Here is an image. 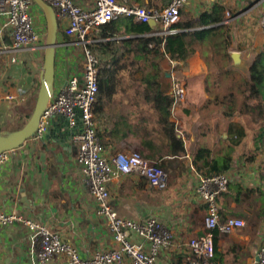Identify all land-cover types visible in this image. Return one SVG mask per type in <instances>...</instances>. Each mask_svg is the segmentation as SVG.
Listing matches in <instances>:
<instances>
[{"label":"crops","instance_id":"crops-1","mask_svg":"<svg viewBox=\"0 0 264 264\" xmlns=\"http://www.w3.org/2000/svg\"><path fill=\"white\" fill-rule=\"evenodd\" d=\"M77 1L85 7L93 4L92 0ZM170 1L129 0L132 4L157 8L168 5ZM216 4L224 8L225 23L232 27L233 32L239 26L240 18L246 19L245 26L250 23L258 26L254 35L259 29L264 31L257 23L258 13L264 12V0H190L182 10L181 20L198 17ZM2 21L0 17V133H7L21 128L34 110L41 86L46 44L36 43L34 47H23L18 52H6L4 47L11 46L13 39L10 31H2ZM36 26L39 31L37 23ZM58 33V76L54 93L68 77L81 73L85 62V53L78 40L65 35L61 27ZM234 44L233 40V47ZM252 45L260 47L254 48L257 52L255 56L262 52L264 35L255 43L251 38L250 44H241L242 47L237 50L234 47L232 53L239 51L250 58ZM163 66L160 79L166 92L172 93L171 73H177L186 85V97L173 106L172 120L177 124V133L184 139L187 150L178 155L164 154L160 158L169 174L165 189L155 188L147 178L135 173L122 175L109 183V202L121 217L136 221L155 217L167 225L174 234L173 244L161 250L157 263L185 264L190 257L189 239L205 231L206 204L196 193L202 174L192 162V151L197 141L207 144L214 157L220 156L218 150H228L234 163L227 171L235 174L230 184L242 187L243 192L239 194L233 187H228L218 198L220 217H238L246 224L231 232L219 233L212 259L225 264H257L258 251L264 244V164L261 161L258 163L254 155L247 160V156L240 153L236 146L229 149L226 133L213 129L211 135L201 138L202 126L206 123L216 125L219 119H209L201 111L209 98L206 92L209 70L200 52L186 60L166 58ZM134 94L131 87L120 89L111 101L107 100L108 118L104 117L105 122L96 120L110 157L117 151L131 150L121 141L124 138L122 131L121 134H112L114 116L120 115L121 121L135 124L141 121V116L137 112L135 115L134 112L127 113V110L149 107L146 101ZM8 95H13L14 99H9ZM50 129V135L44 138H28L10 152L9 159L0 166V212L21 214L46 224L76 246L84 256L115 247L117 243L108 221L98 212V202L85 183L77 159L78 143L67 126L66 117L56 116ZM31 235L32 231L22 221L0 223V264H36L38 247L32 246ZM132 238L148 248V244L137 235L132 234ZM49 264H68V259L58 253ZM122 264L132 262L126 257Z\"/></svg>","mask_w":264,"mask_h":264},{"label":"built area","instance_id":"built-area-1","mask_svg":"<svg viewBox=\"0 0 264 264\" xmlns=\"http://www.w3.org/2000/svg\"><path fill=\"white\" fill-rule=\"evenodd\" d=\"M45 1L56 10L59 27L63 28L64 34L78 40L85 53V62L81 73L68 77L59 91L53 93L41 116L35 137L44 138L58 115L66 117L67 126L76 130L74 138L78 143L77 159L85 183L98 202V212L107 219L117 245L84 256L76 246L64 240L60 233L30 217L0 212V223L5 225L18 220L32 231V246L38 247L36 264H49L58 253L67 257L68 264H122L126 257L132 264H158L161 250L173 244L172 230L155 217L143 221L121 217L109 202V183L122 175L135 173L147 178L155 188L163 190L168 186L169 174L158 160L146 158L138 151H117L112 157L108 155L98 135L94 110L101 64L90 46L97 41L93 35L102 25L121 16L133 17L142 23L154 20L160 28L158 32L174 33L177 31L174 25L180 21L182 10L190 0H171L162 8L132 4L129 0H92L93 4L89 7L77 0ZM35 5V0H0L2 31H10L13 39L11 46L4 47L6 52L34 47L39 41L40 33L32 13ZM171 78V94L175 97V105L185 99L187 89L177 73H171ZM8 98L14 99L13 95H8ZM15 149L0 153V166ZM234 177L233 171L200 177L196 193L206 204L205 231L189 239L190 257L185 264H225L212 259L215 252L214 229L218 227L222 232H231L246 224L238 217H228L221 221L218 198L228 189ZM132 234L143 239L148 248L145 249L133 239ZM256 262L264 264V244L258 251Z\"/></svg>","mask_w":264,"mask_h":264},{"label":"trees","instance_id":"trees-1","mask_svg":"<svg viewBox=\"0 0 264 264\" xmlns=\"http://www.w3.org/2000/svg\"><path fill=\"white\" fill-rule=\"evenodd\" d=\"M224 14V8L216 4L198 17L180 19L174 25L177 29L174 33L158 32V26L136 22L133 17L126 16L102 25L93 35V39L97 41L90 46L101 64L99 91L94 107L96 120L105 122L104 117L108 118L107 100L111 101L120 89L131 87L134 95L146 101L149 107L127 110V113L134 112L135 115L137 112L141 116V121L138 120L135 124L121 121L122 116L115 115L112 134H121L122 131L124 138L121 141L130 151H138L146 158L158 160L161 165L160 158L164 154L185 153V141L178 135L177 124L172 120L175 97L166 92L160 77L166 58L186 60L200 52L209 70L206 77L209 98L201 111L209 119L218 117L213 129L219 131L221 122H228V148L238 147L241 132L236 130L234 121L231 120L234 112L243 117L250 115L253 119L264 117V50L254 57L248 74L239 73L240 78H235L238 72L231 67L233 30L225 23ZM238 96L243 98L238 100ZM223 98L230 101L223 102ZM213 129L204 124L201 138ZM98 135L106 146L103 134L98 132ZM218 152L220 156L214 157L213 150L207 144L197 141L192 151V162L197 171L208 176L229 170L234 163L232 153L228 150ZM251 158L253 157L248 156L247 160ZM229 186L239 194L243 192L240 186ZM226 219L221 218V221ZM220 232L222 231L218 227L214 229L215 250Z\"/></svg>","mask_w":264,"mask_h":264},{"label":"rangeland","instance_id":"rangeland-1","mask_svg":"<svg viewBox=\"0 0 264 264\" xmlns=\"http://www.w3.org/2000/svg\"><path fill=\"white\" fill-rule=\"evenodd\" d=\"M32 13L34 15L35 23H37V25L39 27V33L41 35V40L39 39V41L37 43L46 44V41H47V25L45 22V20H46L45 14H44L43 10L38 5H36L33 8ZM258 18L259 19L257 20V23L260 25L261 28L262 27L264 28V24L261 23V20L263 19V12L258 13ZM239 21H240L241 25L239 23V26H237L236 28L233 27V28H235V31L233 32L235 38H233V40L235 43L234 47L236 50H237V48L242 47L241 44H245L246 42H248L250 44L251 38L254 39V43L256 42V40H260L263 38V35H264L263 32L264 31L262 32L261 29H259L257 31L258 32L257 35H254L253 32L258 29V26L256 24L250 23V24H248V26H245L246 25V23H245L246 19L240 18ZM158 31H160V29ZM58 36H59V33H58ZM58 36H57V39H58ZM57 44H58V40H57ZM58 47L59 46H56V49ZM234 47L232 46L231 49L233 50ZM252 48H253L252 57L246 58L242 55L240 56V58L237 62V65H236L237 68L235 69L238 72V75H236L235 78H240L239 73L248 74V70H249L248 68L251 64V59H254L255 54L257 53L254 51V48L258 49L260 47H257V46L255 47L252 45ZM55 70H56V55H55ZM55 75H56L55 76V84H56V77L58 76L56 71H55ZM124 84L126 85L127 81H125ZM57 88L58 87H56V89ZM59 89H58V91H59ZM58 91H56V92H58ZM262 91H263V97H264V84L262 87ZM242 98L243 97L238 96V100H240ZM223 100H225L223 102H229L230 101L229 99H225V98H223ZM239 105H241V104H239ZM239 105H238V108H239ZM217 115H219V114H217ZM204 117L206 120H208L206 115ZM220 118H223V116H220ZM227 119H229V118H227ZM232 119H233L232 121H234V127L236 128V130H240V132H241L240 145L238 146V151L247 157L248 156L253 157V155H254L255 158L257 160H259L258 163H260V161H261L264 164V117H261L260 119H256V118L253 119V118H251L250 115L243 117V116H240L238 112H234ZM221 123L222 124L219 125V131H220V128L222 127V130L220 132H222L223 134L226 133V135L228 136L227 127L230 124H228V122H226V121H223ZM205 126L206 127L211 126L213 129L212 124H207ZM233 130H234V128H233ZM211 133H212V130H210L209 135H211ZM254 152H259V154H254Z\"/></svg>","mask_w":264,"mask_h":264},{"label":"water","instance_id":"water-1","mask_svg":"<svg viewBox=\"0 0 264 264\" xmlns=\"http://www.w3.org/2000/svg\"><path fill=\"white\" fill-rule=\"evenodd\" d=\"M36 4L43 10L47 22V41L45 45L44 66L41 73V86L36 100L34 110L26 123L19 129L0 133V153L20 147L28 138L35 136L40 124L41 116L54 93L55 85V55L57 46V36L59 31V23L56 10L45 0H35ZM151 26H156V21L148 22ZM233 62L232 67L237 68V61L240 56H244L241 52L235 51L231 53ZM253 59H251L252 63ZM251 65V64H250ZM250 68V66H249ZM248 68V69H249ZM249 72V70H248ZM68 131V130H67ZM72 135L75 129H71ZM49 128L47 136L50 135Z\"/></svg>","mask_w":264,"mask_h":264}]
</instances>
